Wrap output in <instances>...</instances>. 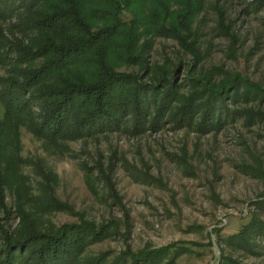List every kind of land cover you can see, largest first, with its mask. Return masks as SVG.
I'll return each mask as SVG.
<instances>
[{
	"label": "rangeland",
	"instance_id": "1",
	"mask_svg": "<svg viewBox=\"0 0 264 264\" xmlns=\"http://www.w3.org/2000/svg\"><path fill=\"white\" fill-rule=\"evenodd\" d=\"M201 1L197 43L155 38L140 64L119 63L142 84L161 87L160 95L162 86L149 70L168 67L173 89L162 111L150 112L144 132L124 127L63 140L57 150L18 128V175L35 197L45 190L61 204L51 211L35 200L41 224L85 223L107 233L76 264L98 258L101 264H264V2ZM13 45L0 43V53L14 58ZM226 77L246 86L242 98L228 96L232 116L200 128L201 116L190 112L189 103ZM1 79L11 75L0 67ZM3 93L8 103L11 97ZM184 113L189 116L182 121ZM132 119L124 123L133 125ZM5 195L0 205L12 206L11 193Z\"/></svg>",
	"mask_w": 264,
	"mask_h": 264
},
{
	"label": "trees",
	"instance_id": "2",
	"mask_svg": "<svg viewBox=\"0 0 264 264\" xmlns=\"http://www.w3.org/2000/svg\"><path fill=\"white\" fill-rule=\"evenodd\" d=\"M202 9L201 0H0V43H13L15 55L10 59L0 53V67L11 75L9 81L0 80V89L11 97L5 103L7 97L3 89L0 92V201L10 192L14 205H0V264H76V257L97 242L98 235H107L85 223L54 229L41 224L35 200L36 205H50L51 211L61 204L45 190L35 197L32 185L18 175V128L25 127L57 150L63 140L124 127L144 132L150 112L162 111L173 89L168 67L149 70L158 77L162 95L161 87L142 84L141 78L119 68L141 63L155 38L197 43L194 24ZM125 12L129 20L122 18ZM224 80L214 89L204 88L205 94L189 103L190 112L194 109L195 116H201L200 128L221 125L232 116L225 99L242 98L246 86ZM130 116L133 125L124 123ZM11 220H17L16 225L11 226Z\"/></svg>",
	"mask_w": 264,
	"mask_h": 264
}]
</instances>
